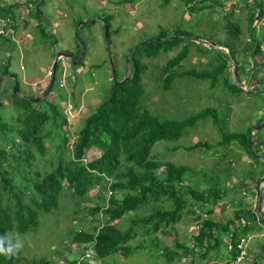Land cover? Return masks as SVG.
I'll list each match as a JSON object with an SVG mask.
<instances>
[{
	"label": "trees",
	"instance_id": "trees-1",
	"mask_svg": "<svg viewBox=\"0 0 264 264\" xmlns=\"http://www.w3.org/2000/svg\"><path fill=\"white\" fill-rule=\"evenodd\" d=\"M129 1L131 0H123ZM182 1L191 9L196 5H199L197 8L199 10L214 6L213 0ZM44 4L45 0H23L21 3L19 0H0V17L10 18L14 22L19 18V10L27 9L28 15L35 21L37 33L42 38L50 40L49 46L53 48V45L57 44V39L44 25ZM246 6L244 9L248 13L247 20L250 24L248 32L252 45L250 42L244 51H248L254 58L262 52L261 40L255 38L254 30L255 26L264 23V0H252L248 4L246 2ZM229 13L231 12L225 15ZM110 19L109 16L104 18L108 33L111 32ZM16 28L14 24L13 29ZM227 30L234 35L240 32L235 25H230ZM179 34H182L180 30H175L173 35H169L161 28L156 39L150 40L138 49L141 48L146 57L157 56L162 51L166 52L171 47L178 46L184 38ZM3 36L9 37L10 34L0 37ZM77 47L76 55H72L74 59L83 48L80 45ZM225 47L228 48V52L224 50ZM138 49L131 51L133 54L131 53L132 58L130 56L129 60L131 59L133 69L128 75L127 82L123 84L114 81L108 96L95 111L82 120L81 127L73 134L67 130L69 114L64 115L58 102L48 101L51 111L46 112L30 109L31 101L20 98L23 102L21 104L24 108V118L21 120L18 118L19 127L17 128L16 124V131L12 129L20 140L15 142L11 136L8 143L3 141V145H0V248L16 254L12 256L0 254V264H76L78 260L80 261L78 258H81L79 255L84 243L94 245V258L98 264H111L102 262H108L110 258H114V264H124L136 252L143 254L148 261H152V264H181L172 263L174 258L179 261L189 258L191 260L188 264H200L199 260H207L210 256L216 257L219 254L225 237L228 245L225 261L238 264L246 258L247 252L236 262L241 255L237 243L241 238L247 239L243 234L250 229L249 225L252 223L260 222L264 225L262 218L264 216L260 217L261 214L258 213L260 214L258 217L253 208L245 212L238 209L231 219L225 222L216 221L210 214L213 207H218V202L226 194H223L222 187L218 184L220 180L198 190L187 180L191 174L187 166L177 165L151 154L154 143L178 139L183 129L193 126L197 120L210 118L215 125L220 123L223 126L226 125V117H220L213 107H206L182 120H160L147 110L141 103L145 90L142 77L146 65L138 55H134ZM217 49H222L223 52H217L219 57L212 61L210 69L177 72L174 70L175 66L179 65L188 53L184 46L164 63L161 71L163 88L167 90L175 77L189 75L210 79L212 88L221 81L229 94L240 95L244 91L238 88L239 76H236L234 66L231 64L233 61L238 66L236 48L234 44L232 46L226 44L220 45ZM67 53L71 54L68 51ZM253 62L257 63L256 60ZM9 65V61L2 65L0 76L8 71ZM58 66L59 63L57 70ZM253 68V65L247 68L249 75L253 73L251 79L254 78L257 83L264 84V75L259 74L264 69L257 66L253 71ZM242 70L244 71L243 68ZM56 77L55 74V80ZM258 89L264 91V85ZM18 91L17 82L13 95ZM51 91L52 88L48 89L47 93ZM41 93L44 94V90ZM3 95L2 90L0 108L3 107ZM51 119V124L66 128L60 143L53 142L49 133H45V124ZM263 120L262 116L253 126ZM251 129L252 127H248L241 132H225L221 127L219 143L225 145L237 143L247 154L255 158L248 149V133ZM45 134L48 135L47 138ZM256 134L257 132L252 135L253 152L259 153L255 149L256 141L262 149L264 140ZM72 135L73 141L70 140ZM51 147L54 148L56 155L48 152ZM209 147L206 141H197L188 149ZM92 148L98 149L100 154L88 156L87 151ZM66 151L69 152L68 156H65ZM262 153L264 159V148ZM262 166L261 169H256L258 177L264 173V161ZM92 190L96 191L91 193ZM90 194H94L92 201L95 202L92 206L85 207L83 204L91 202L86 200ZM65 202L69 204L73 214L79 211L86 212V217H90L89 223L92 224L83 228V225L78 223L79 217L73 215L75 223L72 225L73 228L69 229V242L73 246L67 248V254L58 249L54 250L58 261L48 260L47 257L38 260L27 258L23 255V247L12 239V233L22 234L35 229L39 225L40 212H49ZM164 203L168 207L164 206ZM148 206L151 208L149 213L137 214L139 210ZM186 208L190 216L195 218L193 224L195 229L189 243L177 240L178 231L175 228ZM128 213L130 215L128 222L123 226L120 219ZM241 222H244V225ZM159 234L164 237L174 235V245L164 244ZM120 257L124 259L120 261ZM59 260L63 262L59 263ZM81 263L87 264L84 261Z\"/></svg>",
	"mask_w": 264,
	"mask_h": 264
},
{
	"label": "rangeland",
	"instance_id": "rangeland-1",
	"mask_svg": "<svg viewBox=\"0 0 264 264\" xmlns=\"http://www.w3.org/2000/svg\"><path fill=\"white\" fill-rule=\"evenodd\" d=\"M21 1L23 0H19L20 3ZM250 1L252 0H213L214 6L199 10L197 9L199 5L191 9L182 0H131L129 2H123V0H45L44 25L48 32L53 33L52 35L57 39V44L53 45V48L49 46L50 40L42 38L37 33L35 21L28 15L27 9L19 10V18L14 22L17 26L14 35L0 37V69L7 61L10 63L8 71L0 76V79L3 77L0 93L3 90L2 99L6 102H3V107L0 108L2 123L0 145H3V141L8 143L11 136L15 142L20 140L12 131V129L16 131L18 118L20 120L24 118L23 102L20 98L33 99L30 109L46 112L51 111L48 101L58 102L64 115L69 114L67 130L69 133L77 131L83 123L82 120L95 111L108 96L113 82L123 83L131 73L133 66L129 58L130 56L132 58L131 51L134 48L145 40L156 39L161 28L169 35H173L175 30H180L182 34L179 35L184 38L178 46L151 57H146L143 50L138 49L140 46L137 48V53H134L146 65V71L142 77L145 90L141 103L160 120H182L206 107H213L220 117H226V125L222 126L220 123L215 125L210 118L197 120L193 126L184 128L178 139L161 140L154 143L151 154L156 158L187 166L191 173L187 180L198 190L220 180L218 184L222 187L223 194H226L218 202V207H213L210 217L225 222L231 219L238 209L245 212L249 208H253L258 214L255 188L257 181L264 176V173L258 177L259 173L256 169L263 167L264 145L261 149L256 141L255 149L259 153L252 152L255 156L253 158L237 143L230 145L219 143L221 127L225 132H241L248 127H255L256 125L253 126V124H256L262 116L264 117V91L258 89L264 84L257 83L254 78L251 79L253 73L249 75L247 69L251 65L254 66L253 71L257 66L264 69V31H259V29L264 30L263 22L260 26H255L254 30L255 38L261 40L262 52L252 58L248 51H244L251 42L248 32L250 25L247 20L248 13L244 9L247 7L246 2L248 4ZM229 11L231 13L225 15ZM105 16L111 18L108 48L102 22ZM78 24H80L79 28H77ZM230 25L237 26L240 32L237 35L231 33L227 30ZM111 29L117 31L113 32ZM187 35L199 39H190ZM231 43L236 48L238 59V66H236L241 81V85L237 81L238 88L242 89L241 87L249 85L254 89L244 91L243 88L244 92L240 95H231L224 89L221 81L212 88L210 79L189 75L177 76L167 90L163 88L161 72L163 65L184 46L188 53L186 58L175 66L174 70L177 72L189 69L198 71L210 69L213 65L212 61L219 57L217 52H223L222 49L217 48L226 44L232 46ZM77 45L84 48L81 64L79 62L75 65L73 61L81 56L82 49L76 59L73 57L72 59L59 58L57 77L52 91L47 97L43 96L42 89L45 90L50 82L49 75H52L54 52L67 53L68 51L71 56L76 55ZM225 48L224 50L227 51L228 48ZM110 59L117 80L114 77ZM254 60L257 63H254ZM258 63L260 65H257ZM231 64L235 71L234 62L231 61ZM39 65L44 67L45 71H42ZM261 73L264 75V71L259 72ZM43 76L45 79L41 83L32 81L36 77ZM15 82L19 84V91L13 95ZM51 123L52 119L45 124V133H49L53 142L60 143L66 128ZM255 132L264 140V126L256 129ZM197 141H206L210 147L208 149H188ZM48 152L56 155L52 147ZM87 153L90 157L100 154L95 148L88 150ZM68 154L69 152L66 151L65 156ZM95 191L92 190L91 193ZM93 195L90 194L86 198L91 202L83 206H92L95 202L92 201ZM164 206L168 207L165 203ZM259 208L260 217H262L264 216V197ZM150 211L151 208L148 206V208L139 210L137 214H147ZM85 213L79 211L73 214L69 204L65 202L49 212H40L38 227L22 234L14 232L12 239L23 247V255L29 259L38 260L47 257L48 260L58 261L54 250L58 249L67 254V248L73 246L69 242V229L73 228L72 225L75 223L73 215L79 217L78 223L83 225V228L92 224L89 223L90 217H86ZM129 216L128 213L120 219L121 225L126 226ZM194 221L195 218L190 216L186 208L180 223L175 225L179 242L189 243L191 241L190 237L195 229ZM249 228L243 234V236H250L246 246L247 256L238 264H264V225L254 222L249 225ZM159 237L167 246L174 245V235L164 237L159 234ZM225 238L219 254L216 257L210 256L207 260H199L200 264H224L228 254ZM212 253L213 251L210 252ZM113 259L102 262L114 264ZM123 259L120 257L119 260ZM150 259L156 260L157 258ZM190 260L184 258L179 261L174 258L172 263L188 264ZM62 262L59 260V263ZM124 264H152V261H148L143 254L136 252Z\"/></svg>",
	"mask_w": 264,
	"mask_h": 264
},
{
	"label": "water",
	"instance_id": "water-1",
	"mask_svg": "<svg viewBox=\"0 0 264 264\" xmlns=\"http://www.w3.org/2000/svg\"><path fill=\"white\" fill-rule=\"evenodd\" d=\"M102 22L104 23V24H103V29H104V31H105V43H106L107 48H108V41H109L108 27H107V25H106V23H105L104 20H103ZM80 24H81V23H80ZM80 24H78L77 28L80 27ZM77 31H78V30H77ZM76 34H77V32H76ZM187 36L190 37V38L196 39V40L199 39V38H197V37L195 38L194 36H189V35H187ZM178 37H180V36H178ZM150 40H151V39L143 41V42L140 43L136 48H134L133 51H134L135 49H137L139 46L146 44V43L149 42ZM218 46H219V45H218ZM108 53H109V50H108ZM83 55H84V51L82 50V52H81V56H80L76 61H73L75 65H77L79 62H81V60L83 59V58H82ZM61 57H66V58L72 59V57H71L70 55H68V54H66V53H63V52H58V53L55 55V57H54V61H53V64H52V76H51V79H50V83H49L48 89H50V88L53 86V84H54V81H55V74H56V69H57L58 60H59V58H61ZM83 57H84V56H83ZM110 62H111V65H112V61H111V59H110ZM112 69H113L114 77H115V79L117 80V77H116V75H115V70H114L113 65H112ZM235 73L237 74V66H236V65H235ZM2 78H3V77H2ZM2 78L0 79V82H1ZM126 80H128V77L123 81V83H124ZM238 83H239V85H241L239 81H238ZM241 88H242V87H241ZM48 89L44 92V96L46 95V92L48 91ZM242 90H244V89L242 88ZM245 91H250V89L247 88V90L245 89ZM14 92H16V82H15V84H14ZM28 100H33V99H28ZM263 126H264V122H262V123L256 125L255 127H253V128L249 131V133H248V149H249L250 151H252V152H253L252 134L255 132L256 129H259V128L263 127ZM263 183H264V176L261 177V178L257 181V183H256V188H255V190H256V205H257V206H256V209H257V211H259V207H260V203H261V196H262L261 187H262Z\"/></svg>",
	"mask_w": 264,
	"mask_h": 264
},
{
	"label": "clouds",
	"instance_id": "clouds-1",
	"mask_svg": "<svg viewBox=\"0 0 264 264\" xmlns=\"http://www.w3.org/2000/svg\"><path fill=\"white\" fill-rule=\"evenodd\" d=\"M84 48H82V50H83ZM58 52H62V51H56V53H55V55L58 53ZM64 53V52H63ZM66 53V52H65ZM67 54V53H66ZM54 55V56H55ZM69 55V54H68ZM71 56V55H70ZM72 57V56H71ZM62 58H64V57H62ZM66 58V57H65ZM67 59V58H66ZM82 61V60H81ZM257 62V61H256ZM81 63V62H80ZM80 65V64H79ZM57 70V69H56ZM57 73V72H56ZM51 74H52V72H51ZM236 74V73H235ZM51 76L52 75H49V77H50V79H51ZM236 76L238 77L239 75H238V70H237V74H236ZM239 82H241L240 81V79H237ZM48 86H49V84H48ZM48 86L45 88V90H44V92L48 89ZM52 88V87H51ZM242 88H244V89H246V88H249L250 89V86L248 85L247 87H242ZM245 91V90H244ZM48 92V91H47ZM46 92V95H45V97H47V95L50 93H47ZM43 96H44V94H43ZM73 134V133H72ZM254 134V133H253ZM252 134V135H253ZM71 141H73V135H72V137H71V139H70ZM253 145V144H252ZM263 186H264V183H263V185H262V187H261V192H262V196H261V201H262V199H263ZM219 204V203H218ZM260 205H261V203H260ZM258 212V211H257ZM258 213H260V208H259V212ZM216 220V219H215ZM217 221V220H216ZM237 222V224H238V221H236ZM240 223V222H239ZM241 224H243L244 225V222H241ZM261 225V224H260ZM244 237L245 238H247L246 239V242H245V251H246V246H247V242H248V239H249V237L250 236H247V235H244ZM227 242V241H226ZM239 243V242H238ZM237 243V244H238ZM226 245H227V243H226ZM228 246V245H227ZM72 247V246H71ZM238 248V247H237ZM239 249V248H238ZM247 252V251H246ZM0 254H4V255H6V256H12V255H15L16 253H12L11 252V250H9L8 252H5L4 251V249L3 248H0ZM79 257H81V258H78V259H80V261L78 260L77 261V263L76 264H82L81 263V261L83 262H86L87 264H98V262L95 260V258H94V245L93 244H91V243H84L83 245H82V251L80 252V255H79ZM241 260V259H240ZM237 261H239L238 259L236 260V262ZM224 264H233L232 262H228V261H225L224 260ZM236 264V263H235Z\"/></svg>",
	"mask_w": 264,
	"mask_h": 264
},
{
	"label": "built area",
	"instance_id": "built-area-1",
	"mask_svg": "<svg viewBox=\"0 0 264 264\" xmlns=\"http://www.w3.org/2000/svg\"><path fill=\"white\" fill-rule=\"evenodd\" d=\"M12 31L13 30L10 27V20L8 18L0 17V36L11 34ZM60 84L62 85V83ZM263 197H264V192H263ZM245 242L246 239L244 240L243 238H241L239 243L237 244V247L240 249V253H241V255L238 257V260L242 259L244 257V253H246Z\"/></svg>",
	"mask_w": 264,
	"mask_h": 264
},
{
	"label": "crops",
	"instance_id": "crops-1",
	"mask_svg": "<svg viewBox=\"0 0 264 264\" xmlns=\"http://www.w3.org/2000/svg\"><path fill=\"white\" fill-rule=\"evenodd\" d=\"M4 18H6V17H4ZM9 20H10V18H8ZM15 22V21H14ZM14 22H12V20H10V27L12 28V33L10 34V36H12V35H14V33H15V30L13 29V25L15 24ZM50 33V32H49ZM53 34V33H52ZM40 66V65H39ZM40 69L42 70V71H45L44 70V67H42V66H40ZM46 75V74H45ZM26 76V75H25ZM47 76V75H46ZM44 79H45V76H43V77H36L35 79H33L32 81H34V82H38V83H41V82H43L44 81ZM50 83V82H49ZM48 83V84H49ZM48 84H47V86H48ZM46 86V87H47ZM42 91H43V89H42ZM30 97H32V96H30ZM22 99H26V100H28L27 98H22ZM2 101H3V99H2ZM30 101H32V100H30ZM3 102H5V101H3ZM6 103V102H5Z\"/></svg>",
	"mask_w": 264,
	"mask_h": 264
}]
</instances>
